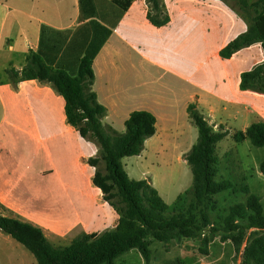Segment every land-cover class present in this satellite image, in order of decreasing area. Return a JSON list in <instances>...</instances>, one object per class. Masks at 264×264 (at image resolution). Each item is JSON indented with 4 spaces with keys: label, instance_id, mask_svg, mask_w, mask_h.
Returning <instances> with one entry per match:
<instances>
[{
    "label": "crops",
    "instance_id": "obj_1",
    "mask_svg": "<svg viewBox=\"0 0 264 264\" xmlns=\"http://www.w3.org/2000/svg\"><path fill=\"white\" fill-rule=\"evenodd\" d=\"M162 3L170 23L157 28L148 20L146 0L134 1L126 12L113 0H0V205L46 235L114 230L119 216L93 185L95 169L87 160L97 147L67 123L63 96L36 80L14 84L8 75L10 69L21 72L30 53L76 75L84 55L96 52L93 91L107 109L103 123L124 133L134 111L157 119L156 134L136 156L139 162L161 157L164 165L167 152L175 151L187 163L199 137L188 114L191 104L229 135L232 125L244 132L264 121V92L240 88L241 75L264 63L261 44L230 59L220 56L254 24L251 11L235 0ZM218 241H211L206 257H219L215 248L223 245L237 254L230 241ZM155 243L152 264H159L156 252L165 257L162 264L174 256L179 263L184 247H201L185 239L170 252L160 242L154 251ZM136 251L130 253L142 259ZM243 252L244 247L239 264Z\"/></svg>",
    "mask_w": 264,
    "mask_h": 264
},
{
    "label": "trees",
    "instance_id": "obj_2",
    "mask_svg": "<svg viewBox=\"0 0 264 264\" xmlns=\"http://www.w3.org/2000/svg\"><path fill=\"white\" fill-rule=\"evenodd\" d=\"M126 12L136 0H113ZM253 14V25L247 32L227 44L221 51L223 59L261 44L264 53V0H235ZM148 20L161 28L170 23L162 0H146ZM96 52L89 50L80 60L76 75L49 66L37 53H30L21 72L7 71L14 84L36 80L50 85L65 99L67 123L97 147V153L87 162L95 169L93 185L100 189L106 201L118 214L114 230L101 233H78L68 245H57L47 237L43 228L16 216L0 205V230L22 244L36 258V264H116V260L137 249L145 264H152V242L164 244L167 252L173 243L185 239L200 241L201 255L209 254L215 238L230 241L235 252L244 247L242 264H264V208L261 198L249 186L239 187L230 180L218 181L220 161L217 145L229 131L215 130L198 111L188 107L192 123L199 137L186 161L193 175L192 187L180 194L173 206L168 205L150 180H134L125 169L123 160L140 156L146 141L157 132V119L148 111H134L125 122L126 130L118 133L104 124L107 109L93 91L95 80L93 62ZM264 63L241 75L243 91L264 92ZM236 143L249 140L264 148V121L253 123L246 131H238ZM264 174V161L260 165ZM223 192L243 193L246 200L219 208L216 196ZM188 198L191 201L188 202ZM217 213L216 219L213 218Z\"/></svg>",
    "mask_w": 264,
    "mask_h": 264
},
{
    "label": "rangeland",
    "instance_id": "obj_3",
    "mask_svg": "<svg viewBox=\"0 0 264 264\" xmlns=\"http://www.w3.org/2000/svg\"><path fill=\"white\" fill-rule=\"evenodd\" d=\"M264 116V114H263ZM230 135L217 145V155L220 161V173L217 177L218 181L230 180L239 187L247 185L252 193H255L261 198L262 206L264 208V177H261L260 165L264 161V148L255 147L247 140L246 142L236 143L232 135L241 130V126L232 125ZM197 129V127H195ZM230 128V127H229ZM170 155L166 158L167 164L162 165L161 157L155 160L141 161L138 157L125 158L123 163L126 171L130 173V178L134 180L149 179L152 185L159 191L165 202L173 206L177 197L189 191L193 183V175L191 167L184 161H180L178 153L175 151L167 152ZM10 153L8 154V156ZM218 201L220 214H223V209L231 205L242 203L246 200V195L243 193L233 194L230 192H223L216 196ZM191 198H188V202ZM217 213H214L213 218L216 219ZM61 237L58 233H47L49 240L57 245H68L72 238L77 234ZM222 241H218L221 245ZM223 243V242H222ZM159 242L153 246L154 251L158 249ZM193 246V245H192ZM192 246L184 247V253L181 261L177 263L174 257H166L170 259L167 264H193L199 261V264H239V253L231 254L227 245L222 246V250L218 247L215 252L220 251V256L216 253L212 256L201 255L195 251ZM172 247V246H171ZM139 253V251H136ZM159 252L155 253L156 259L161 263L165 257L159 256ZM141 255V254H140ZM215 255V256H214ZM142 256V255H141ZM219 259V260H218ZM143 260V261H142ZM36 258L30 251H28L22 244L18 243L11 236L3 233L0 230V264H36ZM116 264H145V261L136 253L126 254L120 257Z\"/></svg>",
    "mask_w": 264,
    "mask_h": 264
}]
</instances>
